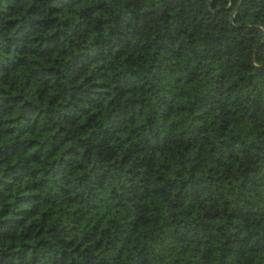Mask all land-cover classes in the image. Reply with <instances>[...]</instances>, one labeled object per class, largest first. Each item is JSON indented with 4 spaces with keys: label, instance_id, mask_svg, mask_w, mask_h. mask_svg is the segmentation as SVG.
I'll list each match as a JSON object with an SVG mask.
<instances>
[{
    "label": "clouds",
    "instance_id": "clouds-1",
    "mask_svg": "<svg viewBox=\"0 0 264 264\" xmlns=\"http://www.w3.org/2000/svg\"><path fill=\"white\" fill-rule=\"evenodd\" d=\"M0 264H264V0H0Z\"/></svg>",
    "mask_w": 264,
    "mask_h": 264
},
{
    "label": "trees",
    "instance_id": "trees-1",
    "mask_svg": "<svg viewBox=\"0 0 264 264\" xmlns=\"http://www.w3.org/2000/svg\"><path fill=\"white\" fill-rule=\"evenodd\" d=\"M4 193H0V197L3 196ZM19 223L18 221H6L4 224H0V227H12L14 224Z\"/></svg>",
    "mask_w": 264,
    "mask_h": 264
}]
</instances>
